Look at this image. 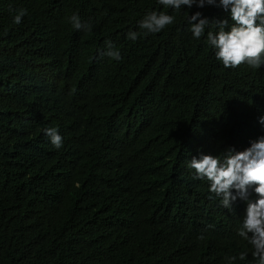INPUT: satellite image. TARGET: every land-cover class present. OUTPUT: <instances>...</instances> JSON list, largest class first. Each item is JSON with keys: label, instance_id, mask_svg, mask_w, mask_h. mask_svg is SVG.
Returning <instances> with one entry per match:
<instances>
[{"label": "trees", "instance_id": "16d2710c", "mask_svg": "<svg viewBox=\"0 0 264 264\" xmlns=\"http://www.w3.org/2000/svg\"><path fill=\"white\" fill-rule=\"evenodd\" d=\"M156 7L0 0V264H255L237 235L246 202L224 208L187 165L264 136V66L225 68L206 35L193 38L196 11L230 30L215 6L128 39L149 11L173 14Z\"/></svg>", "mask_w": 264, "mask_h": 264}, {"label": "clouds", "instance_id": "9594fccd", "mask_svg": "<svg viewBox=\"0 0 264 264\" xmlns=\"http://www.w3.org/2000/svg\"><path fill=\"white\" fill-rule=\"evenodd\" d=\"M173 9V14L163 11H149L138 22L141 32L130 31L128 39L135 42L141 36L155 35L176 24V13L185 6L192 9L215 6L221 8L229 19L204 17L196 11L188 18L189 31L194 39L205 37V43L215 50V57L225 68L235 69L245 64L254 69L264 66V0H157L156 10ZM27 15L26 9L16 10L13 22L22 23ZM75 30L85 29L90 32L92 26L82 22L78 14L68 18ZM207 30V32H206ZM105 53L113 60L120 61L121 53L111 41H106ZM73 91H75L73 89ZM264 125V116L259 118ZM55 148L63 147V137L57 127L43 130ZM188 168L194 170V178L209 184L210 198H219L220 204L231 209L237 200L246 202L245 214L237 230L254 249L252 255L255 264H264V136L250 142V147L238 151L230 146L220 154L192 156ZM250 190H254L256 199H251ZM247 253L241 252L240 260ZM227 264H234L237 257H227Z\"/></svg>", "mask_w": 264, "mask_h": 264}]
</instances>
